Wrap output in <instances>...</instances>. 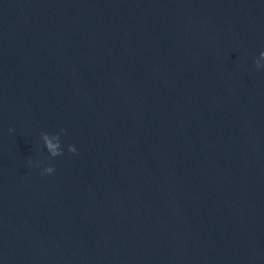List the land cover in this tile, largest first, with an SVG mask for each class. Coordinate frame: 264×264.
Listing matches in <instances>:
<instances>
[{
  "label": "water",
  "instance_id": "1",
  "mask_svg": "<svg viewBox=\"0 0 264 264\" xmlns=\"http://www.w3.org/2000/svg\"><path fill=\"white\" fill-rule=\"evenodd\" d=\"M261 50L264 0H0V264H264Z\"/></svg>",
  "mask_w": 264,
  "mask_h": 264
},
{
  "label": "clouds",
  "instance_id": "2",
  "mask_svg": "<svg viewBox=\"0 0 264 264\" xmlns=\"http://www.w3.org/2000/svg\"><path fill=\"white\" fill-rule=\"evenodd\" d=\"M255 66L258 69H264V50L259 52V55L255 58ZM63 130H61L62 132ZM61 132H53L49 133L47 131H43L40 134V138L43 142V147L46 149L49 157H57L64 153V148L62 147L61 140ZM68 151L75 153L77 152V147L74 144H69L67 146ZM29 163H33L35 166L39 167L42 162L40 161H29ZM55 172V167L52 164H47L42 168L41 174H52Z\"/></svg>",
  "mask_w": 264,
  "mask_h": 264
}]
</instances>
